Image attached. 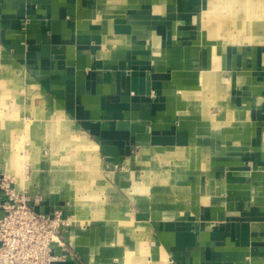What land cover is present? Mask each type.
I'll list each match as a JSON object with an SVG mask.
<instances>
[{"label": "crops", "instance_id": "0c3cea01", "mask_svg": "<svg viewBox=\"0 0 264 264\" xmlns=\"http://www.w3.org/2000/svg\"><path fill=\"white\" fill-rule=\"evenodd\" d=\"M0 87V182L73 219L53 264H264V0H0Z\"/></svg>", "mask_w": 264, "mask_h": 264}, {"label": "built area", "instance_id": "2783aa9c", "mask_svg": "<svg viewBox=\"0 0 264 264\" xmlns=\"http://www.w3.org/2000/svg\"><path fill=\"white\" fill-rule=\"evenodd\" d=\"M0 186L7 195L0 202V264H53V245L61 242L72 217L61 209L39 210L26 192L14 191L5 181Z\"/></svg>", "mask_w": 264, "mask_h": 264}, {"label": "rangeland", "instance_id": "374dc122", "mask_svg": "<svg viewBox=\"0 0 264 264\" xmlns=\"http://www.w3.org/2000/svg\"><path fill=\"white\" fill-rule=\"evenodd\" d=\"M7 98L8 97L5 95L3 97H1L0 95V104L2 103V101L4 103L3 99H7ZM55 124H56L55 127L53 125H49V126H45L43 129V132L46 134L43 137L47 141L46 143L49 144L48 146L51 147L53 157L61 164L67 163V161H69L73 166L79 165L80 163L79 158L82 155V153L85 151L84 144L81 143L78 140V138L75 137H73L71 141L62 140L61 133L64 130L62 129V127L60 128L58 120L55 121ZM83 178H85V176L81 177L80 173H74L73 174L74 185L76 186L79 185ZM91 186L92 184L89 183L88 188L90 189V191L85 198H81L79 200L77 199L78 205L83 203V201L84 203H88L89 205L87 209H81V211L78 210L77 212V219L82 223L94 222L96 219H98V217H101V215H104V217L111 215L109 209L103 211L102 208H98L95 206L99 203L102 204L104 200V204L108 208L110 206L108 202L110 201L111 193L103 189L102 191L97 192L94 186L93 187Z\"/></svg>", "mask_w": 264, "mask_h": 264}]
</instances>
